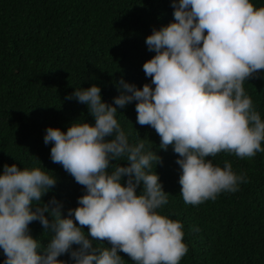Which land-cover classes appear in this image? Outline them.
<instances>
[{
  "label": "clouds",
  "instance_id": "9594fccd",
  "mask_svg": "<svg viewBox=\"0 0 264 264\" xmlns=\"http://www.w3.org/2000/svg\"><path fill=\"white\" fill-rule=\"evenodd\" d=\"M171 5L173 21L145 39L155 53L142 66L150 83L137 88L121 77L112 104L102 100L96 84L76 88L65 99L86 105L94 124L73 121L66 131L46 129L43 142L52 145L51 161L84 189L75 208L62 215L55 197L43 202L57 183L50 170L3 165V264H66L58 259L64 254L72 264H125L120 253L133 264H180L188 252L183 224L157 212L168 203L155 171L162 159L139 136L130 143L117 119L118 109L133 101L136 123L154 129L159 148L171 146L178 155L185 204L214 201L248 182L230 162L220 167L206 157L224 152L251 159L264 152V120L243 87L264 72V6L251 0H171ZM35 221L52 234L46 246L29 232Z\"/></svg>",
  "mask_w": 264,
  "mask_h": 264
},
{
  "label": "trees",
  "instance_id": "16d2710c",
  "mask_svg": "<svg viewBox=\"0 0 264 264\" xmlns=\"http://www.w3.org/2000/svg\"><path fill=\"white\" fill-rule=\"evenodd\" d=\"M251 2L264 6V0ZM172 21L171 0H0V173L4 164L15 163L21 169L43 166L57 178L43 202L55 197L62 215L75 208L84 189L51 161L52 145L43 142L47 127L66 131L73 121L94 124L86 105L65 99L76 88L96 84L102 100L112 104L120 94L121 77L137 88L150 83L142 66L155 53L145 39L154 28ZM243 87L264 120V72ZM118 111L129 142L134 144L139 136L162 159L155 171L168 203L157 212L183 224L188 252L180 264H264V152L251 159L224 152L206 157L220 167L230 162L248 182L214 201L187 205L178 183V155L171 146L160 149L155 130L136 123L135 101ZM116 163L126 166L125 161ZM43 231L38 221L29 225L32 237L46 246L52 234ZM83 231L87 234V228ZM120 255L125 264H133ZM58 259L72 264L68 254Z\"/></svg>",
  "mask_w": 264,
  "mask_h": 264
}]
</instances>
